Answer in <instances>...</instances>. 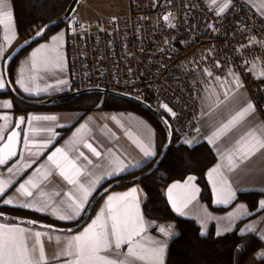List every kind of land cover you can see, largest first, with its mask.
<instances>
[{"label":"crops","instance_id":"1","mask_svg":"<svg viewBox=\"0 0 264 264\" xmlns=\"http://www.w3.org/2000/svg\"><path fill=\"white\" fill-rule=\"evenodd\" d=\"M244 1L261 15V12L258 9L262 4H264V0ZM10 4L14 16V27L11 31H6L5 28L0 25V72H2L4 76V61L9 55L11 49L15 47L19 36L13 0H10ZM66 29L67 28L63 26L51 32L46 38L37 42L19 56L14 69V83L21 93L28 96L38 97L60 94L68 89L69 58L66 49ZM61 33H63V41L60 43L59 48L63 57L62 67L52 68L47 72L41 71L38 74L32 72L30 70L31 54L37 48H40L41 45H52V38L54 36L60 35ZM5 35H7L9 39L6 40ZM21 71L25 73L26 77H35V84L41 89L47 88V91H39L38 94L36 92H24L17 83V80L20 78ZM60 80H64L66 83H58ZM5 83L6 87L4 89H0V117L7 115L10 119L8 121L0 119V129H6L4 131L6 138L7 133L14 125L17 113L14 110L12 97L6 95V92L9 90L7 80H5ZM227 89L228 88L226 86L217 83L215 86L209 88L206 91L201 104L199 120L197 123L199 131L197 132L195 138L191 140L193 143H197L202 140L208 142L207 136H209L216 127L230 119L231 115H233L236 110L246 103H253L249 93L242 87L239 89L233 88L231 91H229L228 99L226 100L224 97V91ZM5 101H10L12 107L7 108L2 106ZM220 101L224 102L220 103ZM217 104H219L218 107ZM26 114L27 122L24 129L19 157L7 168L0 167V179L5 181L11 179V183L7 187L5 194L0 196V205L27 209L36 214L48 216L49 218L61 223H78L83 218V215L85 214V211L87 210L93 197L99 192L101 185L105 184L106 182L113 181V179L116 177H119L127 172L142 168L150 160L155 158H145L143 153L134 142L136 139H143L146 141L150 134L151 140L157 150L156 128L147 118L135 111L108 110L102 107L96 108L89 112H84L81 110H55L38 108L33 109ZM34 115L56 116L58 118L56 121L33 122V126L35 128L46 129L51 127L56 135H53L47 131H40L37 134L31 132L28 125V120ZM85 124H87L88 127L82 132V135L87 142L91 143L102 153L101 157L97 158L93 156L87 148L83 147L82 144L77 145L78 151L83 152L89 157V159L92 160V164L87 165V170L100 175L109 170L106 168V165L108 161L113 158H119L123 160L128 165V168L119 175L105 176L99 185L96 186L92 196L89 197V202L86 205L84 212H82L80 216L75 217L72 220H61L58 219V216L54 213L53 208H55L57 205L63 206L62 202L68 200L67 193L70 191H75V188L73 185L68 184L67 181L60 177L55 169H52V175L47 181H44L41 184L40 189H32L33 197H24L20 195L16 189L19 187L20 183H24L29 178H36V168L41 164H47V156L56 148L65 147L67 142L76 134L77 129H80L81 126ZM254 124H264V118L258 113L257 109L253 116L249 117L248 120L241 124L238 128L219 139L215 144H210L208 142L217 156V161L211 167H209L206 172L207 180L211 188V204L202 198V188L197 181V176L194 174H189L185 179L182 180H173L169 183L167 189L172 184L177 182L183 184L189 176H194L196 178L194 184L199 189L198 193H196V198L188 205L186 209H184L185 214L183 216L175 212V210L172 208L171 201L168 199L173 212L180 217L196 221L201 228V232L204 234H209L212 230L216 236H222L239 227L241 234L256 236L263 243V248L254 254L255 259L258 261L260 258H264V256L260 255L261 252H264V208L260 207V203L264 201V153L258 152L249 159L239 161V166L235 167L234 169L230 168L229 162L226 159V156L229 153H234V150L237 147L235 141ZM26 137L36 141L51 140L52 143L47 148L31 147L30 149H26L24 147V140ZM2 142L3 141H0V144ZM29 151L33 153H42V155H29ZM71 155L75 156L77 153L73 152ZM237 159H239L238 154ZM32 160H35L36 162L33 163L30 168L22 167V165H24L26 162H31ZM80 162L86 164V162L83 161V158L80 159ZM217 166H219L220 172L224 177H226L228 183L231 185L232 192L235 193L234 197L231 198L227 203H217L216 188L223 186L217 183V185L214 187L213 178H210L208 175V173ZM9 167L13 169L11 173L8 171ZM214 178L217 180L219 179V177ZM86 179H91V177H81L82 181ZM133 187H137L142 190L141 209L145 220L149 222L148 231L146 233L147 236L160 240L167 239L159 232V228L167 227L169 225L174 226L176 235H174L171 239H168V247L165 256L166 264L167 251L170 242L179 234L177 224L175 221H155L154 219H150L145 215L143 210V198L145 192L143 186L139 182L123 185L120 187L118 186L104 194L96 204L89 221L83 227L73 232L29 226L16 221H8L4 218H0V223L15 224L21 227L30 228L33 231H41L46 233L47 235L43 237V241L46 254L50 260V264H63V259L59 261L52 260V257H54L58 251L56 237L59 236L62 240H65L75 234H78L79 232H82L84 228L91 224L92 220L96 218L97 214L104 207L106 199L109 195L125 193ZM41 189L50 195L57 191L60 192L59 196L52 195V200L55 201L56 204L46 210L41 211H36L34 207L26 208L20 206L33 200L47 199V197L40 196ZM241 194H253L250 196L253 201L250 202V198L248 199L249 201L239 198ZM8 198H14L12 204L3 203V201ZM242 205L244 206L243 208H241ZM38 206L39 205H37V207ZM233 214L234 218L230 219ZM205 221L207 223L206 229L204 227ZM249 226H251V228ZM223 227H229V230L223 231L221 235H217V231L221 230ZM49 236L51 239L48 238Z\"/></svg>","mask_w":264,"mask_h":264},{"label":"built area","instance_id":"2","mask_svg":"<svg viewBox=\"0 0 264 264\" xmlns=\"http://www.w3.org/2000/svg\"><path fill=\"white\" fill-rule=\"evenodd\" d=\"M232 4L218 16L211 0H128L125 15L72 21L66 91L103 87L144 99L185 143L197 135L206 91L228 88L232 71L264 118V16L244 0Z\"/></svg>","mask_w":264,"mask_h":264},{"label":"snow or ice","instance_id":"3","mask_svg":"<svg viewBox=\"0 0 264 264\" xmlns=\"http://www.w3.org/2000/svg\"><path fill=\"white\" fill-rule=\"evenodd\" d=\"M211 2L215 5L218 16L224 15L233 6L232 0H211ZM258 10L261 12V15H264V4ZM170 16L171 14L165 16L164 19L168 21ZM0 25L6 31H11L14 27V16L10 0H0ZM170 26L174 27V25ZM72 31L75 32L74 27ZM40 34L42 33H38V35ZM5 39H9V37L5 35ZM52 40V45H41L40 48H37L31 54L30 70L32 72L38 74L41 71L47 72L52 68L62 67L63 57L59 45L63 41V33L54 36ZM217 67H219V62H217ZM207 75L212 76V73L207 72ZM229 75L232 77V80L228 81L229 87L224 91L226 100L228 99L229 91L243 86L242 81L235 72L229 71ZM260 75L264 76V72ZM214 78L218 81L222 80L221 77ZM5 80L6 77L0 72V89L6 87ZM17 83L26 93L36 92L38 94L39 91H47V88L41 89L35 84V77H26L23 71H21ZM58 83L64 84L66 81L60 80ZM223 102L220 101V103ZM2 106L11 108L12 104L10 101H5ZM218 106L219 104H217ZM162 107L171 117H176V112L167 104H164ZM255 111L256 107L253 103H246L236 110L230 119L221 123L207 136L208 142L215 144L219 139L247 121L249 117L253 116ZM0 119L8 121L10 118L5 115L0 117ZM57 119L56 116H31L28 120L29 129L34 134L40 131H47L56 135L51 127L46 129L35 128L33 122L56 121ZM24 123L25 118L20 117L19 124L23 125ZM87 127V124H85L80 129H77L76 134L67 142L65 147L56 148L47 156L48 163L41 164L36 168V178H29L24 183H20L16 189L24 197H33L32 189H40L41 184L52 175V169H55L60 177L75 188V191L67 193L68 200L62 202L63 206L57 205L53 208L54 213L61 220H72L80 216L89 202V197L92 196L101 180L105 176L119 175L128 168V165L123 160L113 158L106 165V168L109 170L100 175L87 170V165L92 164V160L83 152H79L77 145L82 144L83 147L87 148L97 158L102 155L82 135V132ZM5 130L0 129V141H5L0 146V165L8 164L10 160H13L17 156V145L19 144L20 133L13 130L5 138ZM134 142L145 158L157 156V150L151 140L150 134L146 141L136 139ZM51 143V140L36 141L26 137L24 147L26 149H30L31 147L47 148ZM185 143L190 147L193 145V141L191 140H187ZM235 143L237 147L234 153H229L226 156L232 169L239 166V161L249 159L258 152L264 153V124L252 125ZM73 152H76L77 155H71ZM237 154L239 159H237ZM29 155L36 156L42 155V153L29 151ZM81 158H83L86 164L80 162ZM35 162V160L26 162L22 167L30 168ZM8 171L11 173L13 169L9 167ZM208 175L210 178H213L214 187L217 183L223 186L216 188L217 203L229 202L235 193L232 192L231 185L228 183L226 177L220 172L219 166L213 168ZM81 177H91V179L82 181ZM214 177H219V179L217 180ZM195 179L194 176H189L183 184L177 182L167 189L168 199L171 201L172 208L181 216L185 214L184 209L196 198V193L199 191L194 184ZM10 183L11 179L7 181L0 179V196L5 194ZM141 192L142 190L139 188L133 187L128 192L109 195L104 207L97 214L96 218L82 232L65 240H62L59 236L56 237L58 251L52 257V260L59 261L63 259V264H165L168 239L176 235L174 226L169 225L159 228V232L167 239L160 240L146 235L149 222L145 220L142 213ZM52 195L59 196L60 192L57 191ZM52 195L41 189L40 196L47 197V199L33 200L20 206L26 208L34 207L36 211L46 210L56 204L52 200ZM13 199H5L3 203L12 204ZM37 205L39 206L37 207ZM243 207L242 205L241 208ZM260 207L264 208V201L260 203ZM233 218L234 214L230 219ZM204 227L205 229L207 228L206 221L204 222ZM249 227L251 228V226ZM228 230L229 227H223L217 231V235H221L223 231ZM46 235V233L41 231H33L30 228L19 225L0 223V264H50L43 241V237ZM48 238L51 239L50 236ZM260 255L264 256V252H261Z\"/></svg>","mask_w":264,"mask_h":264},{"label":"trees","instance_id":"4","mask_svg":"<svg viewBox=\"0 0 264 264\" xmlns=\"http://www.w3.org/2000/svg\"><path fill=\"white\" fill-rule=\"evenodd\" d=\"M70 2L71 0H13L19 34L15 46L35 33L45 23L64 13ZM68 22L58 23L41 40ZM17 59L10 66V76L13 83ZM19 92L21 93L20 90ZM6 95L12 97L14 110L17 115L28 113L38 108L89 112L102 107L108 110H132L147 118L157 130V156L150 160L144 167L136 171L127 172L115 179L130 178L147 171L153 165V161H156L160 156L167 140L166 126L152 111L122 97L114 95L104 96L99 93L84 94L77 98L65 99L58 106L40 107L24 102L14 96L10 90L6 92ZM216 161L217 156L207 141H199L190 147L188 144L179 141L178 137L174 136L173 143L159 168L151 175L139 181L145 192L143 198L145 215L155 221H175L177 224L179 234L170 242L166 264H264V258H260L257 261L254 256L256 252L263 248L262 241L256 236L241 234L239 227L222 236H216L212 230L209 234L202 235L201 228L196 221L180 217L171 209L166 195L167 186L173 180L185 179L189 174L197 176V181L202 188L201 196L211 204V188L207 180L206 172ZM109 182L101 185L100 189ZM251 195L253 194H241L239 198L247 201L250 200L251 202L253 201L250 198ZM0 210L14 215L41 219L59 226L67 227L77 224L61 223L48 216L39 215L27 209L7 205H0Z\"/></svg>","mask_w":264,"mask_h":264},{"label":"water","instance_id":"5","mask_svg":"<svg viewBox=\"0 0 264 264\" xmlns=\"http://www.w3.org/2000/svg\"><path fill=\"white\" fill-rule=\"evenodd\" d=\"M80 2H81V0H71L67 9L64 11V13H62L58 17H56V18L48 21L47 23H45L35 33H33L28 38H25L24 40H22L20 43H18L13 48V50L9 53V55L6 57V59L4 61V73H5V77L7 80L9 90L12 92V94L14 96L18 97L19 99L23 100L24 102L30 103V104L35 105V106H40V107L58 106L65 99L77 98V97H80L81 95H84V94L99 93V94H103L104 96L114 95V96L122 97L124 99H128L130 101L136 102V103L142 105L144 108L152 111L160 119V121L166 126V128H167V140H166V142L162 148L160 156L158 157V159L153 163V165L147 171H145L142 174L130 177V178H118V179H115V180L109 182L107 185H105L93 197V199L91 200L83 218L77 224H75L73 226L62 227V226H59V225H56L53 223H49V222L41 220V219L28 217V216L14 215V214H10L8 212L0 210V218H4L8 221H16V222L23 223V224H26L29 226H36V227L65 231V232L76 231L79 228L83 227L89 221L96 204L99 202V200L101 199V197L104 194H106L107 192H109L110 190H112L113 188H116L118 186L139 182L142 179H144L145 177L154 173L159 168L160 164L162 163V161L166 157L168 150H169V148L172 145L173 140H174L173 127H172V124L170 122L169 117L167 115H165L162 111H160L156 107H154L150 102H148L144 99H141L139 97L128 95V94H125V93H122L119 91L106 89L103 87H90V88H86V89H82V90H78V91H74V92L65 91L63 93L56 94V95H46V96H38V97L24 95V94H21L19 92V90L17 89V87L15 86V84L13 83V81L11 79L10 66L32 44L41 40L49 32V30L52 27H54L55 25H57L60 22H64V21H68V20L72 19V17L74 16V14L76 13V11L79 7ZM38 33H42V34L38 35ZM20 117L25 118V123L23 125L19 124V118ZM26 122H27V114L26 113H22V114H19L16 116L14 125L9 130L7 135H9L11 133V131H13V130L18 131L20 133L19 144L17 145V156L15 158H13V160H10L8 162V164L0 165L1 168H7L19 157ZM17 125H19V127H17ZM7 135H6V137H7ZM4 142L5 141H3L0 144V146H2ZM134 171H136V170H134ZM29 222H35V223H29Z\"/></svg>","mask_w":264,"mask_h":264},{"label":"rangeland","instance_id":"6","mask_svg":"<svg viewBox=\"0 0 264 264\" xmlns=\"http://www.w3.org/2000/svg\"><path fill=\"white\" fill-rule=\"evenodd\" d=\"M127 11L128 0H81L76 13L64 26L68 28L69 24L74 20L103 19L121 16L125 15Z\"/></svg>","mask_w":264,"mask_h":264}]
</instances>
